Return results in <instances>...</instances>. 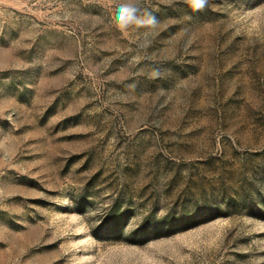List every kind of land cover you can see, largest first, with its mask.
I'll return each instance as SVG.
<instances>
[{
  "label": "rangeland",
  "instance_id": "1",
  "mask_svg": "<svg viewBox=\"0 0 264 264\" xmlns=\"http://www.w3.org/2000/svg\"><path fill=\"white\" fill-rule=\"evenodd\" d=\"M0 264H264V0H0Z\"/></svg>",
  "mask_w": 264,
  "mask_h": 264
},
{
  "label": "clouds",
  "instance_id": "2",
  "mask_svg": "<svg viewBox=\"0 0 264 264\" xmlns=\"http://www.w3.org/2000/svg\"><path fill=\"white\" fill-rule=\"evenodd\" d=\"M191 2H192L193 6H194L195 8L200 9V8L204 7V5H205V3H206V0H191ZM134 12H135V9L130 8V7L127 6V5L122 6V7H121V13H122V14H128V15L125 16V18L118 20L119 26L122 27V28L125 27L126 24L129 22V20L132 19V16H131L130 14H131V13H134ZM138 22H141V23H142V21H138ZM148 22H149V23H154L155 20H154V18H152V19H150ZM157 74H158V73H157Z\"/></svg>",
  "mask_w": 264,
  "mask_h": 264
}]
</instances>
